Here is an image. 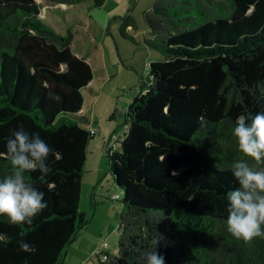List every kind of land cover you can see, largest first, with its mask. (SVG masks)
Returning a JSON list of instances; mask_svg holds the SVG:
<instances>
[{"label":"trees","instance_id":"obj_1","mask_svg":"<svg viewBox=\"0 0 264 264\" xmlns=\"http://www.w3.org/2000/svg\"><path fill=\"white\" fill-rule=\"evenodd\" d=\"M41 1L95 9L105 0ZM40 11L36 0H0V178L13 171V130L39 133L55 149L47 175L24 174L47 207L31 224L0 215V264H64L89 222L79 202L93 132L81 109L93 70L72 50L71 31L56 32ZM143 17L145 44L162 57L140 77L125 138L108 147L120 231L116 250L97 264H145L159 233L165 264H264V236L235 238L226 223L227 194L239 186L232 163H264L232 132L238 116L264 112V0H155ZM21 240L32 247L21 250Z\"/></svg>","mask_w":264,"mask_h":264},{"label":"rangeland","instance_id":"obj_2","mask_svg":"<svg viewBox=\"0 0 264 264\" xmlns=\"http://www.w3.org/2000/svg\"><path fill=\"white\" fill-rule=\"evenodd\" d=\"M36 1L41 5L40 18L56 32L71 31L72 50L83 56L93 70L90 85L83 91L86 117L82 115L90 124L94 118L96 127L87 144L79 202V210L86 213L89 222L66 246L63 258L64 264H78L84 257L82 264H86L88 245L106 241L107 250L116 249L121 200L114 199V195L121 191L110 174L102 135L97 132L98 127H106L102 130L109 129L106 133H113L116 138L121 135L122 141L123 133L128 130L124 124L125 111L139 92L140 77L147 76L150 61L162 57L145 44L151 34L143 14L155 0H105L101 8L95 9H89L88 2L84 1L72 6ZM260 168H264V163ZM96 184L104 186L105 196L102 203L94 205L91 192ZM87 259V264L98 263V257L91 256L90 252Z\"/></svg>","mask_w":264,"mask_h":264},{"label":"clouds","instance_id":"obj_3","mask_svg":"<svg viewBox=\"0 0 264 264\" xmlns=\"http://www.w3.org/2000/svg\"><path fill=\"white\" fill-rule=\"evenodd\" d=\"M59 101L61 97L52 96ZM250 119V122H249ZM242 152L255 161L264 162V112L252 117L240 115L232 129ZM7 156L13 171L0 178V215H7L13 224H31L47 207L44 192L25 178V172L39 170L43 175L50 172L48 157L53 149L39 133H30L23 127L13 130L6 143ZM231 171L238 187L227 194V230L238 239L251 240L264 236V168L254 169L248 160H235ZM178 174L175 170L173 175ZM161 234L154 236L151 249L145 254V264H165V257L158 251ZM6 236L0 233V241ZM21 250L32 246L21 240Z\"/></svg>","mask_w":264,"mask_h":264},{"label":"crops","instance_id":"obj_4","mask_svg":"<svg viewBox=\"0 0 264 264\" xmlns=\"http://www.w3.org/2000/svg\"><path fill=\"white\" fill-rule=\"evenodd\" d=\"M77 55H79V54H77ZM86 60V59H85ZM129 105V104H128ZM128 107V106H127ZM127 110V109H126ZM126 112V111H125ZM81 113H84V116H85V109H84V106H82V109H81ZM86 117V116H85ZM95 119L93 118V121H92V123L90 124V126H93L94 127V125H95V121H94ZM95 127H96V125H95ZM104 128H106V127H98V134L101 136L102 135V141H103V148H104V151L106 150V153H107V156H108V144H110V143H112L115 139L114 138H116V136L115 137H113L114 136V134L113 133H106L107 131L109 132V129L108 130H102V129H104ZM102 132V133H101ZM111 132V131H110ZM114 132V131H113ZM118 135V134H117ZM119 136V137H118ZM117 136V138H116V140L117 141H120L119 139L121 138V135H118ZM125 136H126V134H124L123 133V135H122V137L123 138H125ZM122 138V139H123ZM121 139V140H122ZM104 191V192H103ZM92 197H93V199H94V205L97 203V204H100V203H102V201H103V197L105 196V189H104V186L102 185V186H99V185H95V187H92ZM101 196V197H100ZM115 196V195H114ZM100 197V198H99ZM114 199H116L115 197H114ZM103 242V241H102ZM102 242H99L98 243V245H96L95 243H93V244H91V245H88V247H87V256H88V253L90 252L91 253V256H95V252L97 251L96 249H99L100 248V245H101V243ZM107 247H105V250H107L106 249ZM101 250H103V248L101 249ZM114 250H116V249H114ZM87 256H86V259H87ZM84 258V257H83ZM83 258L82 259H80V261L78 262V264H82V262H83ZM85 259V261H86V264H87V262H88V259L86 260Z\"/></svg>","mask_w":264,"mask_h":264},{"label":"built area","instance_id":"obj_5","mask_svg":"<svg viewBox=\"0 0 264 264\" xmlns=\"http://www.w3.org/2000/svg\"><path fill=\"white\" fill-rule=\"evenodd\" d=\"M93 129H94V127H92V126L89 127V130H90L91 132L94 131ZM116 144H117V140L113 141L112 143L108 144L107 146H108L109 148H115ZM116 196H117V195H115L114 197L116 198ZM105 247H107V242H106V241H103V242L101 243V245H100V248L97 249V251L95 252V255H96L98 258H100V259H105V258H106ZM102 248H103V250H101Z\"/></svg>","mask_w":264,"mask_h":264},{"label":"bare ground","instance_id":"obj_6","mask_svg":"<svg viewBox=\"0 0 264 264\" xmlns=\"http://www.w3.org/2000/svg\"><path fill=\"white\" fill-rule=\"evenodd\" d=\"M42 15V14H41Z\"/></svg>","mask_w":264,"mask_h":264},{"label":"water","instance_id":"obj_7","mask_svg":"<svg viewBox=\"0 0 264 264\" xmlns=\"http://www.w3.org/2000/svg\"><path fill=\"white\" fill-rule=\"evenodd\" d=\"M116 195V194H115Z\"/></svg>","mask_w":264,"mask_h":264}]
</instances>
